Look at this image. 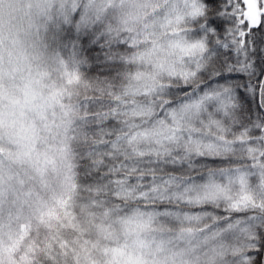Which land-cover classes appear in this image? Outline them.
<instances>
[{"label":"snow or ice","instance_id":"obj_1","mask_svg":"<svg viewBox=\"0 0 264 264\" xmlns=\"http://www.w3.org/2000/svg\"><path fill=\"white\" fill-rule=\"evenodd\" d=\"M0 264H264V0H0Z\"/></svg>","mask_w":264,"mask_h":264}]
</instances>
